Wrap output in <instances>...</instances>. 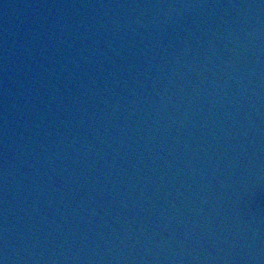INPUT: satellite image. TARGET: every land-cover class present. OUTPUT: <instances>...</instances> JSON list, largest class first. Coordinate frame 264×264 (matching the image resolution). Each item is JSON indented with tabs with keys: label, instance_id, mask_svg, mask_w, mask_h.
Here are the masks:
<instances>
[{
	"label": "water",
	"instance_id": "1",
	"mask_svg": "<svg viewBox=\"0 0 264 264\" xmlns=\"http://www.w3.org/2000/svg\"><path fill=\"white\" fill-rule=\"evenodd\" d=\"M0 264H264V0H0Z\"/></svg>",
	"mask_w": 264,
	"mask_h": 264
}]
</instances>
